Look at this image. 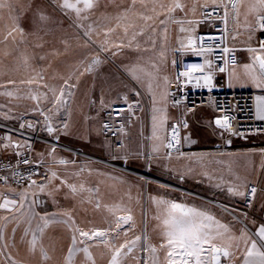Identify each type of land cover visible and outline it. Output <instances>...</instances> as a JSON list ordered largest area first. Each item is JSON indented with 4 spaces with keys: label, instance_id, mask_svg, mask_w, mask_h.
I'll return each mask as SVG.
<instances>
[{
    "label": "rangeland",
    "instance_id": "374dc122",
    "mask_svg": "<svg viewBox=\"0 0 264 264\" xmlns=\"http://www.w3.org/2000/svg\"><path fill=\"white\" fill-rule=\"evenodd\" d=\"M210 1L0 0V123L21 132H9L4 142L18 148L30 141V136H63L66 128L62 117L68 112L60 110L61 118L55 124L38 118V57L50 55L52 46L61 48L68 39L86 44L96 63L89 64L91 76L96 72L105 74L114 82L108 84V91H132L150 102L146 95L147 78L156 70L146 62L147 56L166 54L173 68L176 51L190 47L194 32L199 29L185 25V18L190 22L197 14L199 19L202 9L211 6ZM220 2L224 5V0ZM96 20L106 33L87 26ZM154 46V52L146 51ZM67 81L61 86L63 92L72 90L73 84ZM84 96L93 101L81 121L93 134L101 153L87 154L89 162L84 170H79L81 164L59 141L56 148L63 156L60 154L52 167L54 179L50 184L35 182L9 190L11 230L7 234L0 232V264H211L212 252L217 249L202 248L197 239L153 240V227L163 226L158 206H169L172 198L156 197L155 193L164 188L170 195L186 194L177 190L178 185L186 189L194 184L208 187L220 178L211 175L210 170L219 167L235 170L233 183L241 182L254 171L259 172V178L252 183L262 180L264 134L230 136L215 130L214 138L206 127L211 124V117L201 110L195 117L198 124L185 114L186 156L127 159L122 151L121 159H113L110 143L100 132L101 114L112 103L123 100L106 103L97 110V96ZM102 97L109 101L114 95ZM67 98L62 94L58 105ZM132 131L127 137L136 143L129 145L145 147L146 138L134 137L130 135ZM209 141L216 146L208 145ZM42 144L36 140V156ZM121 180L125 196L121 209L126 218L102 222L96 213L101 204L97 193L105 189L106 183ZM71 182L75 183L74 197L67 192L52 197L43 195L55 185L61 190H73ZM84 186L88 191H83ZM90 208L94 211L89 212ZM239 208L242 209L241 203ZM91 232H96V236L87 235Z\"/></svg>",
    "mask_w": 264,
    "mask_h": 264
},
{
    "label": "crops",
    "instance_id": "0c3cea01",
    "mask_svg": "<svg viewBox=\"0 0 264 264\" xmlns=\"http://www.w3.org/2000/svg\"><path fill=\"white\" fill-rule=\"evenodd\" d=\"M220 4V0L209 2L211 6ZM231 10L228 16L230 45L240 48L241 61L228 73L229 86L232 90L264 92V75L258 64V58L264 63V43L260 44V38L264 37V32L259 31L257 27L258 21L264 20V0H236ZM196 15L190 22H187L185 18V25H189L191 29L201 28L202 24ZM89 25L94 27L93 30L105 32L101 30L97 20L95 23L87 24ZM103 28L106 27L103 26ZM155 49L156 46L146 51L154 52ZM91 57L86 44H78L75 39L63 41L61 48L57 45L52 46L50 55L38 57V118L55 124V121L61 118L60 110L68 112V115L64 114L62 117L66 128L62 132L63 136L49 135L45 141H42V146L38 147V160L48 164L47 176L39 181L38 185L46 186L54 179H52V170L55 169L52 167L60 154L63 156L56 148V143L59 141L72 151V158H75L77 152L100 155L101 151L92 138L93 134L86 130L85 124L81 121L85 112L90 110L93 101L84 95L97 96L95 99V104L98 105L97 110L112 101L123 100L131 103L132 115L126 121L125 130L121 135L124 143L123 157L170 159L165 157L164 142L171 123L178 119L176 109L169 102V86L175 74L174 63L172 68L166 54L160 56L152 53L147 56L146 62L156 71L147 78L146 95L150 102H146L144 97L141 100L132 91H108V84L114 82L105 74L96 72L91 76L89 64H96ZM156 68H161L160 75ZM67 80H70L73 87L72 90L66 89V92H63L61 86L64 82H68ZM109 93L114 97L105 101L102 96ZM62 94H66L68 98L64 99V102L62 99L59 106L58 100ZM256 113L259 120H264V97L262 96L256 99ZM207 115L209 116L208 113ZM131 129L133 131L130 135L146 138L145 147L141 146L138 149L137 146L129 145L136 143L127 137ZM208 143L212 147L216 146L212 141ZM13 148L9 142L0 143V156H13ZM210 171L211 175H217L224 181L220 182L219 178L208 187L194 184L189 189L178 185L177 190L186 193L182 195H175L176 193L170 195L164 188L157 189L156 197L171 196L172 198L169 206H162L163 208L158 206V209L162 211L155 210V215L157 212L158 216H162L163 226L153 227V240L194 238L200 241L202 248H216L221 264H264V175H262V191L258 195L255 210L253 214L248 215L239 208L240 200L243 199L247 185L259 178V172H249L241 182L233 183L236 174L234 169L219 167L212 168ZM71 186L73 190L65 191L55 185L52 190L49 189V192L43 195L52 197L67 192L74 197L75 183L71 182ZM55 189L56 191L53 192ZM84 190L88 191V188L84 186ZM89 197L92 196L89 195ZM96 197L101 203L96 212L100 221L109 223L126 218L121 209L122 200L125 199L122 180L106 183L105 189L100 190ZM90 209L89 212L94 211L93 208ZM10 214L9 188L0 185V232L4 234L10 233L11 230ZM73 219L76 220L75 217Z\"/></svg>",
    "mask_w": 264,
    "mask_h": 264
},
{
    "label": "built area",
    "instance_id": "2783aa9c",
    "mask_svg": "<svg viewBox=\"0 0 264 264\" xmlns=\"http://www.w3.org/2000/svg\"><path fill=\"white\" fill-rule=\"evenodd\" d=\"M235 2L224 0V5L205 6L199 18L202 27L194 32L192 45L175 53V74L169 86V102L176 109L178 119L171 123L164 142L165 157L185 155V114L198 124L195 117L201 110L211 117V124L206 127L214 138H217L215 130L230 136L264 134V120H259L256 113V99L264 97V92L232 90L228 82L229 71L241 61L240 48L232 47L229 39L228 11ZM257 27L264 32V20L258 21ZM262 43L264 37L260 38ZM131 115L132 106L127 101L114 102L102 111L100 132L110 143L113 159H121L120 153L124 149L121 135ZM9 132L21 134L18 129L0 123V142L6 141ZM37 139L46 140L30 136L26 144L13 148V156H0L2 187L21 189L47 176L48 164L38 160L35 154ZM77 156L84 159L77 160ZM86 158L88 156L83 152L75 155L74 160L81 164L79 170L85 169L84 165L89 162ZM261 191L262 180L246 187L241 202L245 213L252 214ZM87 235L96 236V232Z\"/></svg>",
    "mask_w": 264,
    "mask_h": 264
},
{
    "label": "water",
    "instance_id": "95a60500",
    "mask_svg": "<svg viewBox=\"0 0 264 264\" xmlns=\"http://www.w3.org/2000/svg\"><path fill=\"white\" fill-rule=\"evenodd\" d=\"M258 64H259V68L262 72V74L264 75V63L258 58ZM212 259H211V264H219L221 262L220 257L218 256V252L217 251H213L212 252Z\"/></svg>",
    "mask_w": 264,
    "mask_h": 264
},
{
    "label": "bare ground",
    "instance_id": "6f19581e",
    "mask_svg": "<svg viewBox=\"0 0 264 264\" xmlns=\"http://www.w3.org/2000/svg\"><path fill=\"white\" fill-rule=\"evenodd\" d=\"M220 263H221V262H220ZM220 263H219V264H220Z\"/></svg>",
    "mask_w": 264,
    "mask_h": 264
}]
</instances>
